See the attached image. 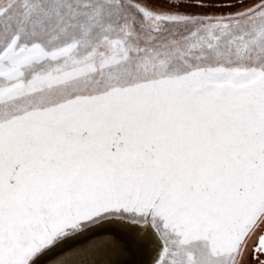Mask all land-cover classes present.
Wrapping results in <instances>:
<instances>
[{
  "label": "snow or ice",
  "instance_id": "obj_1",
  "mask_svg": "<svg viewBox=\"0 0 264 264\" xmlns=\"http://www.w3.org/2000/svg\"><path fill=\"white\" fill-rule=\"evenodd\" d=\"M0 264H264V0H0Z\"/></svg>",
  "mask_w": 264,
  "mask_h": 264
}]
</instances>
